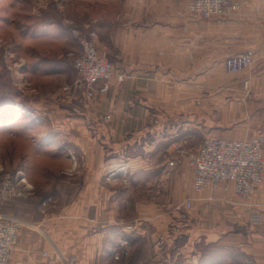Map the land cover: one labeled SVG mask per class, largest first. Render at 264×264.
Listing matches in <instances>:
<instances>
[{
  "label": "crops",
  "instance_id": "obj_1",
  "mask_svg": "<svg viewBox=\"0 0 264 264\" xmlns=\"http://www.w3.org/2000/svg\"><path fill=\"white\" fill-rule=\"evenodd\" d=\"M185 1H110L90 20L84 31L96 32L125 78L86 100L94 125L77 121L76 192L28 220L11 264H264V228L250 220L264 215V167L249 199L195 192L192 168L175 150L209 135L264 133V0H240L214 18L181 17ZM73 47L81 50L76 40ZM240 52L251 66L227 72L223 59Z\"/></svg>",
  "mask_w": 264,
  "mask_h": 264
},
{
  "label": "rangeland",
  "instance_id": "obj_2",
  "mask_svg": "<svg viewBox=\"0 0 264 264\" xmlns=\"http://www.w3.org/2000/svg\"><path fill=\"white\" fill-rule=\"evenodd\" d=\"M110 1L118 0H0V214L16 217L18 234L76 192L88 98L67 52ZM84 122L93 130L92 118Z\"/></svg>",
  "mask_w": 264,
  "mask_h": 264
},
{
  "label": "built area",
  "instance_id": "obj_3",
  "mask_svg": "<svg viewBox=\"0 0 264 264\" xmlns=\"http://www.w3.org/2000/svg\"><path fill=\"white\" fill-rule=\"evenodd\" d=\"M240 6V0H186L179 14L181 17L188 15L203 18L223 17L237 11ZM74 33L78 34V31L74 29ZM78 37L81 50L67 52L79 75L74 84L83 85L87 98L95 94H105L112 80L115 79L117 84L121 83L125 73L115 71L112 60L107 56L106 52H109V49L106 46V51H99L95 31L91 30L86 35L80 34ZM252 62V55L247 52L231 54L223 59L224 69L232 73L244 71ZM242 88L249 91L248 78L242 79ZM100 118L106 122L110 119V114L105 113ZM263 146L264 133L243 139L209 135L196 148L179 145L177 151L184 155L192 168V189L195 192L204 188L220 189L249 199L263 179ZM190 206L191 201L187 199L185 207ZM250 220L264 228V215L254 213L250 215ZM131 227L130 224L124 226L125 229ZM18 228L16 217L0 214V264H11V253L17 242ZM72 260L73 258L69 261Z\"/></svg>",
  "mask_w": 264,
  "mask_h": 264
}]
</instances>
